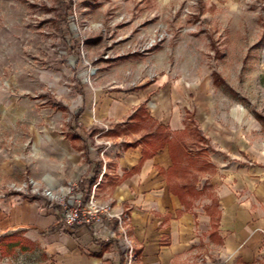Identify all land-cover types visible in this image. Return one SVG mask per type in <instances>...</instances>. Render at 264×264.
I'll list each match as a JSON object with an SVG mask.
<instances>
[{"label": "rangeland", "instance_id": "obj_1", "mask_svg": "<svg viewBox=\"0 0 264 264\" xmlns=\"http://www.w3.org/2000/svg\"><path fill=\"white\" fill-rule=\"evenodd\" d=\"M163 71L191 86V109L218 139L247 132L248 164L264 167V0H0V198L75 173L63 151L80 155L76 123L101 130L88 144L102 159L115 125L104 102L125 103Z\"/></svg>", "mask_w": 264, "mask_h": 264}, {"label": "crops", "instance_id": "obj_2", "mask_svg": "<svg viewBox=\"0 0 264 264\" xmlns=\"http://www.w3.org/2000/svg\"><path fill=\"white\" fill-rule=\"evenodd\" d=\"M138 89L115 108L104 102L105 116L115 121L108 130L116 134L107 136L112 141L102 159L89 151L99 177H87L91 163L83 151L76 157L63 143V157L76 171L40 177L46 188L77 179L79 195L93 191L125 211L133 264H264V167L248 164L247 132L227 131L218 139L198 117L196 101L191 109V86L165 71ZM193 127L212 149H192L200 142ZM62 220V206L42 195L1 197L0 264H126L120 239L111 234L116 221L98 237ZM205 246L201 261L195 254Z\"/></svg>", "mask_w": 264, "mask_h": 264}, {"label": "built area", "instance_id": "obj_3", "mask_svg": "<svg viewBox=\"0 0 264 264\" xmlns=\"http://www.w3.org/2000/svg\"><path fill=\"white\" fill-rule=\"evenodd\" d=\"M164 36L153 38L150 41V46H154L163 40ZM97 183L94 184L96 188ZM35 195H42L46 197L49 204L58 203L62 206V221L65 227L72 228L73 226H86L93 235L101 236L102 231L111 229L113 222L116 221L117 229L112 230L113 237L120 239L124 250L126 264H133L134 250L132 242L128 236L126 222L128 219L127 213L123 210H116L112 201H102L98 199L95 193L83 197L79 195L80 191L78 185L61 186L58 189L44 188L39 191L38 188L31 189ZM75 195L73 202H69L67 197Z\"/></svg>", "mask_w": 264, "mask_h": 264}, {"label": "trees", "instance_id": "obj_4", "mask_svg": "<svg viewBox=\"0 0 264 264\" xmlns=\"http://www.w3.org/2000/svg\"><path fill=\"white\" fill-rule=\"evenodd\" d=\"M84 92L85 91L83 90L82 93L84 94ZM53 101L54 102L52 103V107L62 108L63 105L60 102L55 101V100H53ZM85 108H86V102L84 99V103H83L82 107L80 108L81 110L77 112L78 117L83 114ZM191 131L195 134V137H198V139H200L199 140L200 142L208 143L207 139L201 134V132L197 128L193 127V128H191ZM99 132L102 133L101 130H99ZM99 132H98V129L95 128V129H92L90 131L88 130V133H87V131L84 128L80 127L77 123L72 127L73 137L74 138H80L82 140V144L80 145L81 147H79V148H80V150L83 151L86 158L91 163L90 172H89L87 177L91 178L92 180H96L99 177L98 174L100 173L101 169H100L99 163L94 162L89 158L90 145L88 144V141L91 139V136H94L96 133H99ZM103 134L106 136H110V135L116 134V131L115 130H108V131L104 132ZM126 145H128V144H126ZM79 186H80V189L83 190L81 181H79ZM36 198H38V197H36ZM80 226H73L71 229H75V228H78Z\"/></svg>", "mask_w": 264, "mask_h": 264}]
</instances>
